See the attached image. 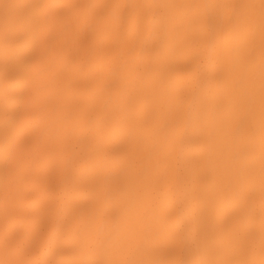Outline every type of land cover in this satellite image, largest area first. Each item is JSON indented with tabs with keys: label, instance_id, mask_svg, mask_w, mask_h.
<instances>
[{
	"label": "bare ground",
	"instance_id": "obj_1",
	"mask_svg": "<svg viewBox=\"0 0 264 264\" xmlns=\"http://www.w3.org/2000/svg\"><path fill=\"white\" fill-rule=\"evenodd\" d=\"M0 264H264V0H0Z\"/></svg>",
	"mask_w": 264,
	"mask_h": 264
}]
</instances>
